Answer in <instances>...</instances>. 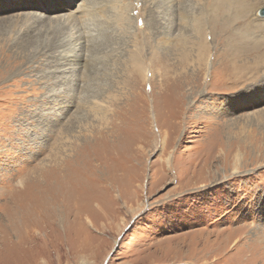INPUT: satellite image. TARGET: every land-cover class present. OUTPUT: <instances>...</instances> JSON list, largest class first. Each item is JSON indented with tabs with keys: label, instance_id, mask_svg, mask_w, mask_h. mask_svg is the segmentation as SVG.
I'll return each instance as SVG.
<instances>
[{
	"label": "rangeland",
	"instance_id": "1",
	"mask_svg": "<svg viewBox=\"0 0 264 264\" xmlns=\"http://www.w3.org/2000/svg\"><path fill=\"white\" fill-rule=\"evenodd\" d=\"M246 2L0 0V264H264Z\"/></svg>",
	"mask_w": 264,
	"mask_h": 264
},
{
	"label": "bare ground",
	"instance_id": "2",
	"mask_svg": "<svg viewBox=\"0 0 264 264\" xmlns=\"http://www.w3.org/2000/svg\"><path fill=\"white\" fill-rule=\"evenodd\" d=\"M248 2H246V4H245V7L244 6H240L239 7V11H238V13L239 12H241V13H247V11H249V9H251L252 8V5H251V2H252V0H247ZM81 5H79L78 6V8H77V12L79 13V11L81 12ZM224 9V10H223ZM220 10H221V15H225V13L224 12H232V10H229V9H227L226 7H224V5H220ZM241 16V15H240ZM245 15H243V16H241V17H244ZM69 20H67V22H68ZM240 31H242V30H240ZM238 32L239 34H240V37H241V40L244 42V40H245V37L249 34V31H248V28L246 27V29H245V32L242 34L241 32ZM202 33H203V31H201ZM232 32H234V31H232ZM239 37V36H238ZM206 38V37H205ZM231 40H232V38H231ZM204 42H206V40L204 41ZM230 43V42H229ZM232 43V42H231ZM237 44H238V41L237 42H235V44H234V46H232V48H234V47H236L237 48ZM205 45V44H204ZM207 45V44H206ZM205 45V46H206ZM251 45V44H250ZM253 45H257L256 44V42H253V44H252V46ZM240 46V45H239ZM249 46V45H248ZM247 46V47H248ZM259 46V45H258ZM257 47V46H256ZM230 48H231V45H230ZM240 48V47H239ZM246 49V48H245ZM236 51V50H235ZM234 51V52H235ZM192 56L190 55V56H188V55H186L185 56V58H184V69L186 68V66L192 61ZM199 62H202V60H201V58L198 60ZM178 66H182V64L181 65H178ZM201 64H199L198 65V63H196V67H197V69L198 68H201ZM183 69H181L180 71H182ZM139 71H141L140 69H139ZM179 74V73H178ZM187 73L185 72L184 73V70L182 71V72H180V75H186ZM151 75H152V73H151ZM186 77V76H185ZM181 78V77H180ZM179 78V79H180ZM182 79V78H181Z\"/></svg>",
	"mask_w": 264,
	"mask_h": 264
},
{
	"label": "water",
	"instance_id": "3",
	"mask_svg": "<svg viewBox=\"0 0 264 264\" xmlns=\"http://www.w3.org/2000/svg\"><path fill=\"white\" fill-rule=\"evenodd\" d=\"M258 16L264 19V8L258 11Z\"/></svg>",
	"mask_w": 264,
	"mask_h": 264
}]
</instances>
